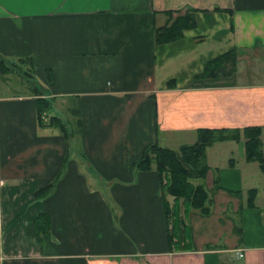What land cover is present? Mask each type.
I'll list each match as a JSON object with an SVG mask.
<instances>
[{
	"label": "crops",
	"instance_id": "1",
	"mask_svg": "<svg viewBox=\"0 0 264 264\" xmlns=\"http://www.w3.org/2000/svg\"><path fill=\"white\" fill-rule=\"evenodd\" d=\"M193 10L194 29L156 42ZM231 52L232 76L199 78ZM0 61L30 71L0 73V264H264V166L242 133L261 128L264 160V0H0ZM40 97L65 132L39 125ZM200 129L240 131L207 148L208 217L136 166Z\"/></svg>",
	"mask_w": 264,
	"mask_h": 264
},
{
	"label": "trees",
	"instance_id": "2",
	"mask_svg": "<svg viewBox=\"0 0 264 264\" xmlns=\"http://www.w3.org/2000/svg\"><path fill=\"white\" fill-rule=\"evenodd\" d=\"M197 10L185 16L178 17L157 33L156 42L167 44L183 38V32L196 27L195 14ZM237 53H227L206 65L204 74L199 78L219 77L220 75L232 76L236 72ZM4 61H0V73L6 74ZM37 117L40 126L60 127L65 132V126L58 118H52L49 124L45 123L44 114L49 110L46 99L36 100ZM261 128L248 127L243 130V150L247 162H257L261 169L264 166L262 142L260 140ZM240 141V131L200 129L198 142L194 145L182 146L178 151L161 147L158 143L145 149L141 159L136 163L138 170L150 171L155 164L160 177L161 188L166 195L176 200H184L188 208L201 209L204 215L210 213L207 206L209 195L204 186L195 182L206 179L210 171L207 163V148L217 142ZM52 186L41 189L36 194L37 198H44ZM256 192H249L248 206L253 207Z\"/></svg>",
	"mask_w": 264,
	"mask_h": 264
},
{
	"label": "rangeland",
	"instance_id": "3",
	"mask_svg": "<svg viewBox=\"0 0 264 264\" xmlns=\"http://www.w3.org/2000/svg\"><path fill=\"white\" fill-rule=\"evenodd\" d=\"M23 69H27L26 67L24 68H21V65L20 66H10L9 67H4V70L8 71V73L6 74H11L10 77H9V81L14 84V85H17V86H24V85H27L28 81H29V70H23ZM243 69H245V67H243ZM253 80L257 79V80H261V77L260 76H256V77H253L252 78ZM4 81V78L1 77L0 78V88H2V85H3V82ZM31 83V82H30ZM29 86V84H28ZM33 88V86H32ZM38 93L36 92V95ZM37 96H40V95H37ZM67 114L64 113V117L66 116ZM67 119H68V115H67ZM79 135V134H78ZM80 136V135H79ZM76 146V148H78V152H82V149L80 148V142L76 143V145H74V147ZM80 154V153H79ZM85 167L83 166H80V169H84ZM205 182V181H204ZM206 183V182H205ZM210 197V195H209ZM209 201V200H208ZM208 204V202H207ZM208 206V205H207ZM209 207V206H208ZM210 208V207H209ZM192 209V208H190ZM193 209H196V210H199L198 212H200L203 216L205 217H208L210 216V213H211V208H210V213L207 214V215H204L202 210L201 209H198V208H193ZM208 222V225L211 226L214 224V222L211 220V221H207ZM178 225V223H177ZM176 230H178V226L176 227ZM181 237V234L178 235V238Z\"/></svg>",
	"mask_w": 264,
	"mask_h": 264
},
{
	"label": "built area",
	"instance_id": "4",
	"mask_svg": "<svg viewBox=\"0 0 264 264\" xmlns=\"http://www.w3.org/2000/svg\"><path fill=\"white\" fill-rule=\"evenodd\" d=\"M235 253H236L237 257H239V258L243 256V250H241V249H236Z\"/></svg>",
	"mask_w": 264,
	"mask_h": 264
}]
</instances>
